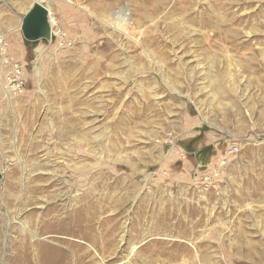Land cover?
<instances>
[{
    "label": "rangeland",
    "instance_id": "1",
    "mask_svg": "<svg viewBox=\"0 0 264 264\" xmlns=\"http://www.w3.org/2000/svg\"><path fill=\"white\" fill-rule=\"evenodd\" d=\"M32 1L0 0V264H264V0H137L158 64L101 0L26 41Z\"/></svg>",
    "mask_w": 264,
    "mask_h": 264
},
{
    "label": "bare ground",
    "instance_id": "2",
    "mask_svg": "<svg viewBox=\"0 0 264 264\" xmlns=\"http://www.w3.org/2000/svg\"><path fill=\"white\" fill-rule=\"evenodd\" d=\"M34 1H37L39 3L42 4V0H33L29 6H27L26 8L22 7L20 10L23 11V13L27 12L28 9L32 6L33 2ZM70 2H72V0H68ZM103 2H105V4L103 5V7L100 9V8H97V9H94L92 7H89L87 5H81V3L78 1V8H82L83 10L85 9L87 12H89L92 16H94V18H96V20L93 22V25L95 26L96 29L98 28H102L106 31V29L109 27L111 28L112 30L114 29V31H117L118 33H122L124 34L125 36H127L131 41L132 43L137 46L139 49H141V52L143 53V55L147 58H150L149 63L152 61V62H155L156 64L160 63V61H154L152 60V57L149 55L150 52L148 50V48L145 47V42L142 40L141 36L143 35V30H142V22H141V19L142 18H145V17H142V16H145V12H142L140 11V9L142 8V6L145 4L143 2H140L138 3L137 0H129L131 5L134 7V9L131 11L129 9V7H120V9H118L117 11H111V6L117 2H115V0H101ZM176 0H174L175 2ZM60 2V1H59ZM62 2V1H61ZM60 2V3H61ZM107 2V3H106ZM65 3V2H64ZM80 3V4H79ZM99 3V2H98ZM164 3V2H163ZM162 4V3H161ZM67 5V4H66ZM45 6L46 10H47V20H48V31H47V36H46V39L49 40L51 37L54 36V32H53V26L54 24L56 23L55 22V18L53 17V12H52V9L50 8L49 5H44ZM73 6V5H71ZM161 6V5H160ZM174 7V6H173ZM73 8V7H71ZM77 8V6H76ZM132 8V7H131ZM158 8V7H157ZM69 9V8H68ZM159 9V8H158ZM185 9V8H184ZM84 10V11H85ZM143 10V9H142ZM139 14H138V12ZM162 11V10H161ZM181 13V12H180ZM131 15H137L138 17H134L132 18ZM142 15V16H141ZM131 16V17H129ZM160 17V16H159ZM93 18V17H92ZM200 18V17H199ZM211 18V17H210ZM21 19V18H20ZM98 19V20H97ZM90 20V19H89ZM188 21H193V20H198V17H188L187 19ZM220 21V19H219ZM21 22V21H20ZM19 22L18 26L16 27L17 29L20 28L21 29V23ZM173 24L169 26H167L168 28L172 29L173 28ZM208 24V23H207ZM168 25V24H167ZM93 26V27H94ZM106 28V29H105ZM180 28V27H179ZM217 29V27H215ZM211 32V31H210ZM219 33V32H218ZM212 34V33H211ZM220 34V33H219ZM92 37L96 38V31L93 30V32L91 33ZM112 35V34H111ZM210 35V34H209ZM208 35V37H209ZM211 36V35H210ZM220 36V35H219ZM41 39V38H40ZM148 39V38H147ZM210 39V38H208ZM217 39V38H216ZM220 39H222V37H220ZM224 39V38H223ZM150 40V39H149ZM213 40V39H212ZM227 40V39H225ZM153 41V40H152ZM169 41V40H168ZM93 42V41H92ZM230 42V41H229ZM95 45L92 46L94 47L96 50H102L104 53L105 51H107L108 49H110L111 47V42H110V39L106 38L104 39L102 42H97L96 40L94 41ZM227 43V42H226ZM228 54V53H227ZM103 56L105 57L106 60H108L109 58V55L107 54H103ZM114 57V56H113ZM114 59V58H113ZM113 59H110L109 62L113 61ZM228 63V62H227ZM36 71L38 72V69H36ZM6 89V88H5ZM9 90V89H8ZM5 92H8L7 90ZM8 94V93H7ZM15 174V173H14ZM5 184V183H4ZM9 187L10 186H13L15 187V183L14 182H11V185H8ZM5 187V185H4ZM8 187V188H9ZM7 187L5 189V191L9 190ZM11 188V187H10ZM14 189V188H13ZM15 198V197H14ZM17 199V198H16ZM3 206H5V202L3 201L2 203ZM72 213H74V215L76 216V219H74V227L71 230L72 233L76 234L77 233L82 237L84 238L85 240H87L86 237H88V239L90 238L92 243H89L88 242V245L91 246V247H94L93 245V242L95 241L93 239V237H91L87 230L84 231L82 229L83 225L87 222L86 224V228H90V220H91V216H92V213L93 212V208H90V209H83V208H76ZM72 215V216H74ZM44 221V220H43ZM20 225L22 226V229L24 230H29L27 228V226H25V223L23 222H19ZM40 223H41V220H40ZM59 223V222H58ZM91 223V222H90ZM102 224V223H101ZM85 228V227H84ZM99 233V232H98ZM35 233H33V236H34ZM31 236V237H33ZM86 236V237H85ZM111 237V235H109ZM28 237V236H27ZM104 239V238H103ZM109 239V238H107ZM106 239V240H107ZM64 240V239H63ZM81 240V239H80ZM94 240V241H93ZM110 240V239H109ZM107 240V241H109ZM84 241V240H82ZM81 241V242H82ZM32 243V242H31ZM37 243V242H36ZM83 243V242H82ZM95 243V242H94ZM28 244V243H27ZM79 244V243H78ZM32 245V244H31ZM98 246V245H97ZM101 247V246H100ZM103 247H105L103 245ZM30 248V247H29ZM40 248V246H39ZM46 248V247H45ZM44 248V249H45ZM48 248V247H47ZM46 248V249H47ZM35 249V248H34ZM42 249V247L40 248ZM39 249V250H40ZM99 249V248H98ZM38 250V249H37ZM39 250H38V254L36 252V255H37V258H41V251L39 253ZM35 251V250H34ZM33 251V252H34ZM51 251V250H50ZM98 251V250H97ZM31 252V251H30ZM29 253V252H28ZM56 253V252H55ZM45 254V253H43ZM28 255V254H27ZM35 255V256H36ZM29 256V255H28ZM32 257L33 254H32ZM45 257V256H44ZM36 258V257H35ZM34 258V259H35ZM40 260V259H39ZM129 262V261H127Z\"/></svg>",
    "mask_w": 264,
    "mask_h": 264
},
{
    "label": "water",
    "instance_id": "3",
    "mask_svg": "<svg viewBox=\"0 0 264 264\" xmlns=\"http://www.w3.org/2000/svg\"><path fill=\"white\" fill-rule=\"evenodd\" d=\"M48 31L47 10L39 2L32 6L21 17V32L26 41H35L46 37Z\"/></svg>",
    "mask_w": 264,
    "mask_h": 264
}]
</instances>
